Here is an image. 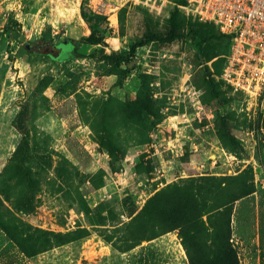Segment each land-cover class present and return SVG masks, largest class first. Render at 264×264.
<instances>
[{
    "label": "rangeland",
    "instance_id": "rangeland-1",
    "mask_svg": "<svg viewBox=\"0 0 264 264\" xmlns=\"http://www.w3.org/2000/svg\"><path fill=\"white\" fill-rule=\"evenodd\" d=\"M101 1L118 7L106 9L101 43H78L89 34L80 5L92 12L90 3ZM9 2L30 19L5 10L0 28V220L10 232L21 225L62 237L31 258L8 241L0 264H189L178 231L128 250L134 241L123 239L124 226L179 179L239 178L264 189V121L252 119L240 96L207 86L217 58L188 45L189 19L176 7ZM175 11L178 38L131 49L163 33ZM147 16L158 24L149 34ZM223 48L210 41L202 54Z\"/></svg>",
    "mask_w": 264,
    "mask_h": 264
},
{
    "label": "trees",
    "instance_id": "trees-1",
    "mask_svg": "<svg viewBox=\"0 0 264 264\" xmlns=\"http://www.w3.org/2000/svg\"><path fill=\"white\" fill-rule=\"evenodd\" d=\"M172 2L176 5L186 4L184 0H172ZM79 16L87 25L89 34L81 37L78 43L88 46L99 45L105 17L96 15L88 9L86 10L83 4L79 7ZM177 16L176 11L170 15L167 21L168 26L162 31L163 33L156 32L155 36L150 38L143 35L144 40L142 39L139 43L133 45L131 49L135 50L143 47L149 41L155 39L173 40L178 38L180 35L173 22ZM145 19L148 26L145 33L149 34L158 24L157 21L154 23L148 16ZM186 19H189L188 22H184H187L188 26V45L198 52V56L204 60L208 61L216 57L218 63L215 69L210 68L219 75L224 65V56L228 53L231 44V38L221 34L210 23L199 22L195 17ZM7 25L6 23L4 26ZM19 37L20 35L18 40ZM210 41H225V48L205 57L202 54L203 48ZM25 50L27 52L31 51ZM116 70L122 75L126 73V70L121 69L120 64L116 65ZM209 76V79L206 78V83L210 89L216 88L217 90L230 92L229 89L223 88L221 82L212 77L211 70ZM211 93L213 94L214 91H211ZM215 95L217 96V94ZM226 138L232 140V138ZM179 181V183L165 185L155 192L147 199L142 209L124 226L126 231L123 234V239L129 238L134 241V245L128 250L133 249L144 240L149 241L168 232L178 231L189 264H238L236 252L233 251L229 243L232 209L236 201L249 196L255 190H249L248 186L238 182L241 181L239 178L216 180L212 177H200L199 179H187L184 183L180 179ZM229 181L234 182L229 183ZM232 194L235 195V198L228 200L227 198ZM207 201L210 202V205L207 204ZM227 203L232 204L229 208L228 217L224 214ZM204 216L206 224L202 219ZM3 224L4 222L0 220V230L8 239L10 247L15 246L18 252L27 258L52 250L53 242H56V246L61 244L62 236L60 234L40 229L33 230L30 227L24 229L21 225L14 232H10L4 229Z\"/></svg>",
    "mask_w": 264,
    "mask_h": 264
},
{
    "label": "built area",
    "instance_id": "built-area-1",
    "mask_svg": "<svg viewBox=\"0 0 264 264\" xmlns=\"http://www.w3.org/2000/svg\"><path fill=\"white\" fill-rule=\"evenodd\" d=\"M136 1L156 10L171 5L185 17L210 23L229 36L231 44L222 71L218 75L210 68L212 77L232 95L241 97L252 119L264 121V0H184L185 5H176L172 0ZM90 7L103 17L106 9L113 13L118 9L108 1L97 6L90 3Z\"/></svg>",
    "mask_w": 264,
    "mask_h": 264
},
{
    "label": "crops",
    "instance_id": "crops-1",
    "mask_svg": "<svg viewBox=\"0 0 264 264\" xmlns=\"http://www.w3.org/2000/svg\"><path fill=\"white\" fill-rule=\"evenodd\" d=\"M5 2L7 0L0 1V28L7 22L5 10L14 11L16 18L22 16L21 19H30L17 9L20 8L19 5L15 7L11 2ZM230 227L232 239L237 245L239 264H264V189H256L234 203ZM7 243L8 239L0 231V251Z\"/></svg>",
    "mask_w": 264,
    "mask_h": 264
},
{
    "label": "water",
    "instance_id": "water-1",
    "mask_svg": "<svg viewBox=\"0 0 264 264\" xmlns=\"http://www.w3.org/2000/svg\"><path fill=\"white\" fill-rule=\"evenodd\" d=\"M24 39H25L24 36H23V35H20V37H19V41H20V42H23ZM23 46H24V48L27 49V50H30V48H31V47H30L31 45L28 44V43H24Z\"/></svg>",
    "mask_w": 264,
    "mask_h": 264
},
{
    "label": "flooded vegetation",
    "instance_id": "flooded-vegetation-1",
    "mask_svg": "<svg viewBox=\"0 0 264 264\" xmlns=\"http://www.w3.org/2000/svg\"><path fill=\"white\" fill-rule=\"evenodd\" d=\"M58 50H59V52L61 53L62 50H61V49H58Z\"/></svg>",
    "mask_w": 264,
    "mask_h": 264
}]
</instances>
